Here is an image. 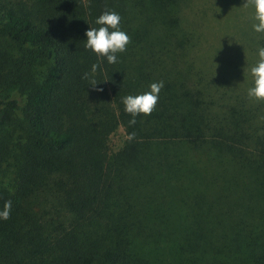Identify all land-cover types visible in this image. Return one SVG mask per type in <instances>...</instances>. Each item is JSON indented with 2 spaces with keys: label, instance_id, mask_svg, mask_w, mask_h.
I'll list each match as a JSON object with an SVG mask.
<instances>
[{
  "label": "trees",
  "instance_id": "obj_1",
  "mask_svg": "<svg viewBox=\"0 0 264 264\" xmlns=\"http://www.w3.org/2000/svg\"><path fill=\"white\" fill-rule=\"evenodd\" d=\"M187 2L0 0V264H264V102L199 64ZM105 10L115 64L85 48ZM158 81L129 126L122 98Z\"/></svg>",
  "mask_w": 264,
  "mask_h": 264
},
{
  "label": "rangeland",
  "instance_id": "obj_2",
  "mask_svg": "<svg viewBox=\"0 0 264 264\" xmlns=\"http://www.w3.org/2000/svg\"><path fill=\"white\" fill-rule=\"evenodd\" d=\"M187 1L181 21L184 27L196 29L199 64H204L206 71L213 70L212 78L220 83L225 81L233 94H246L249 99L248 89L253 86L250 68L258 60V48L264 46V33H257L252 27L254 9L243 6L246 0ZM43 67L44 64L38 65L39 69ZM11 129L9 126L8 130ZM125 138L124 127L119 126L109 137L110 151L120 149ZM11 166V159L1 162L0 186L10 183Z\"/></svg>",
  "mask_w": 264,
  "mask_h": 264
},
{
  "label": "clouds",
  "instance_id": "obj_3",
  "mask_svg": "<svg viewBox=\"0 0 264 264\" xmlns=\"http://www.w3.org/2000/svg\"><path fill=\"white\" fill-rule=\"evenodd\" d=\"M243 6L246 8L251 6L254 9L253 30L257 33H264V0H246ZM120 22L121 16L116 11L102 12L95 20V24L99 27H90L85 33L87 37L85 48L91 50L97 57L106 58L109 64L117 63V54L125 52L131 43L130 36L120 29ZM257 54L258 60L250 68L253 86L248 89V97L257 102H264V46L258 48ZM99 67V63L93 64L92 73H96ZM84 78H88L87 73ZM89 84L95 86L97 82L93 79ZM163 87V81L153 82L149 85V91L122 98L125 112L132 117L129 120V126L136 124L137 116L151 115L159 102V93ZM127 138L130 141L133 140L135 133H130ZM11 208L12 201H6L3 209L0 210V219H9Z\"/></svg>",
  "mask_w": 264,
  "mask_h": 264
}]
</instances>
